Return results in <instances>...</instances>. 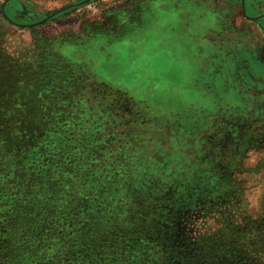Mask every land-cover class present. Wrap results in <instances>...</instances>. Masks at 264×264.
<instances>
[{
    "label": "rangeland",
    "instance_id": "1",
    "mask_svg": "<svg viewBox=\"0 0 264 264\" xmlns=\"http://www.w3.org/2000/svg\"><path fill=\"white\" fill-rule=\"evenodd\" d=\"M173 5L0 0V90L10 79L16 99L28 96L14 106L35 140L46 138L45 126L61 141L58 123L78 125V156L98 159L93 171L115 173L125 190L111 193L112 207L129 202L132 214L145 213L152 191L169 216L165 229L196 239L227 214L241 221L264 213V62L253 60V26L235 32L246 49H227L246 62L212 61L206 30L188 26ZM23 144L17 160L26 157ZM53 147L48 153L57 154ZM256 248L264 254L260 240Z\"/></svg>",
    "mask_w": 264,
    "mask_h": 264
},
{
    "label": "trees",
    "instance_id": "2",
    "mask_svg": "<svg viewBox=\"0 0 264 264\" xmlns=\"http://www.w3.org/2000/svg\"><path fill=\"white\" fill-rule=\"evenodd\" d=\"M9 82L6 93L0 90V264H264L256 248L258 240L264 246V213L241 221L227 214L215 232L191 239L165 229L169 216L152 191L146 192L152 201L139 208L145 213L132 214L129 202L112 207L111 193L125 190L117 189L115 173L93 171L98 159L78 156L79 143L72 146L78 125L58 123L54 136L61 141L45 126L47 139L35 140L29 118L21 125L14 106L28 96L16 99ZM20 140L27 154L17 160ZM52 145L57 154L48 153Z\"/></svg>",
    "mask_w": 264,
    "mask_h": 264
},
{
    "label": "flooded vegetation",
    "instance_id": "3",
    "mask_svg": "<svg viewBox=\"0 0 264 264\" xmlns=\"http://www.w3.org/2000/svg\"><path fill=\"white\" fill-rule=\"evenodd\" d=\"M191 7L197 11L204 10L201 21L194 22L191 27L196 30L200 28L206 30L208 54L212 61L221 63L226 61L246 62L247 60L242 54L237 58L229 59L230 51L227 49L229 46H233V50L235 47L245 48V46H239L238 42L235 41L239 36L235 32L245 33L248 30L251 31V26H253L252 29L256 36L254 45L258 46V52L253 60L256 63L264 62V37H262V34L264 35V0H191V2L189 0H177L176 10L179 12ZM205 12L206 15L204 16ZM187 25L190 26L189 23ZM227 40H230L231 43H227ZM225 51L227 52L225 58L223 54L222 57L219 56V53ZM260 76L257 74V77Z\"/></svg>",
    "mask_w": 264,
    "mask_h": 264
},
{
    "label": "crops",
    "instance_id": "4",
    "mask_svg": "<svg viewBox=\"0 0 264 264\" xmlns=\"http://www.w3.org/2000/svg\"><path fill=\"white\" fill-rule=\"evenodd\" d=\"M169 1H173V9H175V11H176V14L178 13H181V16L183 15V18H185V20H189V22H187V23H189V25L191 26V24H193L194 22L195 23H198L199 21H201V16H202V14L204 13L203 11L204 10H199V11H197V10H194V8L193 7H191L190 9H188V10H182V12H179L178 10H176V4H177V0H169ZM184 1V0H183ZM189 2H191V0H189ZM190 4V6H192L191 5V3H189ZM163 5V3H160V7ZM198 13V14H197ZM206 15V12H205V14H204V16ZM205 18V17H204ZM203 18V19H204Z\"/></svg>",
    "mask_w": 264,
    "mask_h": 264
},
{
    "label": "water",
    "instance_id": "5",
    "mask_svg": "<svg viewBox=\"0 0 264 264\" xmlns=\"http://www.w3.org/2000/svg\"><path fill=\"white\" fill-rule=\"evenodd\" d=\"M45 21H47V19ZM45 21L41 22L40 24L44 23Z\"/></svg>",
    "mask_w": 264,
    "mask_h": 264
}]
</instances>
